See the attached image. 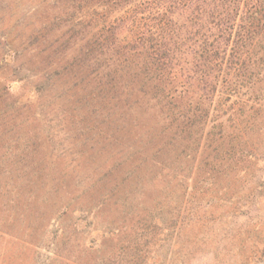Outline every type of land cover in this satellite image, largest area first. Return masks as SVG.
I'll return each mask as SVG.
<instances>
[{"label":"rangeland","instance_id":"1","mask_svg":"<svg viewBox=\"0 0 264 264\" xmlns=\"http://www.w3.org/2000/svg\"><path fill=\"white\" fill-rule=\"evenodd\" d=\"M50 3L0 0V264H264V125L193 167L145 99L52 69Z\"/></svg>","mask_w":264,"mask_h":264},{"label":"trees","instance_id":"2","mask_svg":"<svg viewBox=\"0 0 264 264\" xmlns=\"http://www.w3.org/2000/svg\"><path fill=\"white\" fill-rule=\"evenodd\" d=\"M49 5L52 69L95 83L105 99H145L173 131L168 142L194 152L197 169L213 165L211 174L229 177V167L214 169L223 154L237 163L255 156V148L240 144L248 143L247 130L264 125V0Z\"/></svg>","mask_w":264,"mask_h":264}]
</instances>
